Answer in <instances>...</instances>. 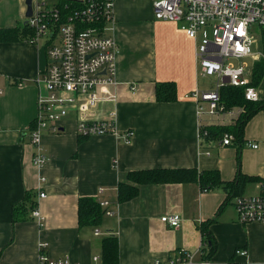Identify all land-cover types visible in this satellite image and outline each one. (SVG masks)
<instances>
[{"label": "crops", "instance_id": "obj_1", "mask_svg": "<svg viewBox=\"0 0 264 264\" xmlns=\"http://www.w3.org/2000/svg\"><path fill=\"white\" fill-rule=\"evenodd\" d=\"M152 1L114 0L117 84L99 93L93 109L70 110L59 133L42 134L47 163L38 170L28 132L37 113L42 85L36 80L47 66L48 40L33 39L25 25V0H0V30L18 32L16 39L0 42V264H38L40 243L51 259L102 264L100 242L107 237L117 239L115 264L168 263L179 251L201 264L209 239L216 246L209 264H264V223L240 224L233 198L221 187L203 191L194 181L147 183L138 186L134 198L118 200L119 183L146 170L217 171L223 182H232L239 172L250 179L240 188L243 197L258 195L264 182V106L245 123L239 143L202 144L200 126L230 124L198 115L195 100L186 97L212 84L195 58L200 36L194 41L177 24L154 19ZM161 83L174 84L175 100H156ZM259 96L264 99V91ZM79 119L111 120L121 135H134L129 142L111 135L82 138L76 134ZM39 176L45 179L42 185ZM40 190L44 198L38 197ZM27 194H33L29 200ZM80 199L95 200L99 207L107 201L115 215L80 225ZM35 208L41 221L32 216ZM14 209L22 210L16 221ZM165 215H179L180 226L167 227L160 221ZM237 250L245 254L235 255Z\"/></svg>", "mask_w": 264, "mask_h": 264}, {"label": "built area", "instance_id": "obj_2", "mask_svg": "<svg viewBox=\"0 0 264 264\" xmlns=\"http://www.w3.org/2000/svg\"><path fill=\"white\" fill-rule=\"evenodd\" d=\"M31 4L32 14L26 18L25 25L33 31L34 40L44 37L48 40L47 66L36 80L42 85L36 100L37 113L28 132L34 147L32 165L42 170L47 163L42 134L59 133L70 110L83 114L93 109L99 102V93L116 86L118 46L113 37L114 0H32ZM152 10L154 19L177 24L189 39L195 41L200 36L195 58L200 74L212 79L213 86L186 96L195 100L198 115L234 124L243 111L240 107L226 109L221 103L220 90L226 87L242 88L248 102L260 100L257 88L251 84L252 71L240 61L250 58L254 63L264 62V0H153ZM254 30L261 34L263 44V52L257 55L250 52ZM110 100L114 101L115 96H110ZM111 117L114 118L115 113H111ZM76 134L82 138L122 136L126 142L134 135L131 131L121 135L111 120L84 119L77 122ZM199 140L202 144L207 140L204 126L199 127ZM211 142L217 147H226L232 145L235 138L227 133L221 140ZM252 148L257 146L252 145ZM44 181V177L39 176L40 185ZM258 188V195L233 198L240 224L264 223V183H259ZM38 197L44 198L45 194L40 190ZM100 207L105 216L115 215L109 202H100ZM32 216L41 221L36 208ZM160 221L176 229L181 217L165 215ZM94 235L99 236V231L95 230ZM45 247L39 244L38 264H71L67 258L51 259ZM244 254L242 250L235 252V255ZM152 264L192 262L190 256L179 251L168 263L155 261ZM201 264L209 263L204 259Z\"/></svg>", "mask_w": 264, "mask_h": 264}, {"label": "trees", "instance_id": "obj_3", "mask_svg": "<svg viewBox=\"0 0 264 264\" xmlns=\"http://www.w3.org/2000/svg\"><path fill=\"white\" fill-rule=\"evenodd\" d=\"M18 37L16 30H0V42L11 41ZM252 86L258 87L264 77V62L258 61L253 64L252 68ZM155 98L158 102H171L176 99L175 86L173 83H161L156 85ZM220 101L226 109L240 107L244 110L232 125L227 126H206L204 131L207 133V141L221 140L224 134H232L236 142H240L241 134L245 123L251 116L261 107L264 106V99L257 102H248L244 98L242 88L226 87L220 90ZM249 178H245L238 172L232 182H223L217 171L198 172L192 168L182 169H156L132 172L128 174V182H121L118 185V200L121 202L134 198L138 191V186L147 183L153 184H169V183H184L194 181L197 182L201 190L208 191L216 187H221L228 198L238 196L242 184ZM133 182V184H132ZM264 183V182H262ZM33 195V194H32ZM32 195L27 194L26 200H29ZM232 196V197H231ZM13 221L18 220L22 215V210H13ZM16 212V213H15ZM103 211L100 210L97 201L92 199H80L78 203V218L80 225H96L100 220ZM102 249V264H115L117 259V239L107 237L101 242ZM215 243L212 239L207 242L208 254L206 259L215 251ZM227 264H241L233 260Z\"/></svg>", "mask_w": 264, "mask_h": 264}, {"label": "rangeland", "instance_id": "obj_4", "mask_svg": "<svg viewBox=\"0 0 264 264\" xmlns=\"http://www.w3.org/2000/svg\"><path fill=\"white\" fill-rule=\"evenodd\" d=\"M48 1H56V0H48ZM253 38H254V43L252 44L250 52L252 55H257V54L263 52L262 36L258 31L254 30ZM42 40H45V39L43 38ZM41 42H44V41H41ZM259 61H261V60H259ZM256 62H258V61H256ZM240 63L243 65H247L248 70H252L254 61H253V59L246 58V59L241 60ZM236 64H237V62H236ZM210 81H211V83H213L212 79ZM209 84L210 83H207V85H206L208 89L213 86L212 84H210V86H208ZM257 90L259 93H262L264 91V77L262 78ZM242 111L244 112L243 109H242ZM103 215H104V212H103Z\"/></svg>", "mask_w": 264, "mask_h": 264}, {"label": "water", "instance_id": "obj_5", "mask_svg": "<svg viewBox=\"0 0 264 264\" xmlns=\"http://www.w3.org/2000/svg\"><path fill=\"white\" fill-rule=\"evenodd\" d=\"M32 0H25V5H26V12L24 14L25 18H29L31 17L32 14V4H31Z\"/></svg>", "mask_w": 264, "mask_h": 264}]
</instances>
